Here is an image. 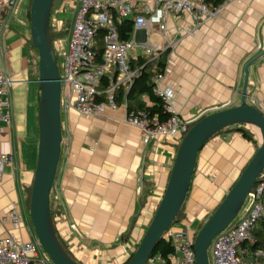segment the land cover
<instances>
[{
    "label": "crops",
    "instance_id": "crops-1",
    "mask_svg": "<svg viewBox=\"0 0 264 264\" xmlns=\"http://www.w3.org/2000/svg\"><path fill=\"white\" fill-rule=\"evenodd\" d=\"M130 2L135 14L155 6L154 0ZM66 3L61 0L58 8L64 9ZM166 24V34L154 27L148 32L134 30L131 37L157 43L163 51L170 49L157 86L173 90L176 111L194 121L239 105L244 68L264 50V0H227L220 14L202 23L187 12H171ZM17 41L12 51L1 41L13 84L12 122L0 133V152L12 153L16 159L1 172L0 238L13 233L28 242L36 238L29 192L38 154L39 86L28 65L34 53L29 40ZM139 48L143 50L138 46L133 51ZM143 55L150 56L129 57ZM249 73L248 100L264 113V55ZM142 100L149 103L145 95ZM125 117L124 106L90 117L62 107V153L51 190L52 216L68 253L81 264L126 262L164 194L179 147L174 139L145 142ZM255 152L254 144L233 129L213 136L198 154L178 226L203 225ZM13 211L23 218L19 228L10 219Z\"/></svg>",
    "mask_w": 264,
    "mask_h": 264
},
{
    "label": "built area",
    "instance_id": "built-area-1",
    "mask_svg": "<svg viewBox=\"0 0 264 264\" xmlns=\"http://www.w3.org/2000/svg\"><path fill=\"white\" fill-rule=\"evenodd\" d=\"M18 0H0V34L9 29L17 11ZM153 8L145 6L144 13L135 14L130 0H80L76 19L67 50L57 55L62 82V107L74 109L84 117L99 116L108 110L120 106L126 109L124 121L136 127L145 142L174 139L179 145L192 124L199 119L189 121L183 118L174 107V94L171 88H155L166 104L169 117L161 122L150 117L144 110H130L126 94L118 99L121 90H129L138 77V70L131 67L128 51L141 46L151 58L163 51L157 43L145 39L121 40L116 21L134 20V30H146L157 27L164 34L168 32L166 16L168 13L187 12L198 23L216 17L223 5L212 7L203 0H154ZM51 25L57 32L61 23L51 17ZM100 29H106L104 47L101 56H97L96 35ZM60 47L59 45L55 48ZM6 50L0 40V133L11 125V96L13 84L11 75L5 67ZM61 70V71H60ZM106 84H102L103 79ZM159 79V78H158ZM156 80V83L158 82ZM12 153L0 152V178L5 165L15 162ZM264 218V173L248 194L237 218L221 233L216 235L209 247L210 264H261L258 261L247 262V245L256 241L254 230L260 219ZM14 228L23 221L18 211L10 217ZM163 238L172 243L174 253L170 255L171 264H197L194 249L195 234L188 228H169ZM257 255H264L258 251ZM158 256L150 257L147 264H159ZM0 264H53L43 250L38 238L23 242L13 233L0 238Z\"/></svg>",
    "mask_w": 264,
    "mask_h": 264
},
{
    "label": "water",
    "instance_id": "water-1",
    "mask_svg": "<svg viewBox=\"0 0 264 264\" xmlns=\"http://www.w3.org/2000/svg\"><path fill=\"white\" fill-rule=\"evenodd\" d=\"M55 0H32L30 40L38 52V154L29 200L30 219L36 238L53 264H81L61 243L50 206L62 153V82L51 38V11ZM248 62L241 103L210 113L195 122L180 143L169 180L158 207L127 264H147L155 246L176 222L188 195L199 152L217 133L235 125L260 130V146L223 200L195 235L197 264H210L209 247L216 235L238 216L259 177L264 173V113L248 102L249 68L262 56Z\"/></svg>",
    "mask_w": 264,
    "mask_h": 264
},
{
    "label": "trees",
    "instance_id": "trees-1",
    "mask_svg": "<svg viewBox=\"0 0 264 264\" xmlns=\"http://www.w3.org/2000/svg\"><path fill=\"white\" fill-rule=\"evenodd\" d=\"M56 1H59V0H55L54 4L56 3ZM203 1L204 3L212 7H218L220 5H223L227 0H203ZM52 11H53V7H52ZM28 15L30 17V12H28ZM115 24H116V27L119 33V38L121 40H129L131 38L132 32L134 31L133 18L123 19L120 22L116 21ZM50 29H51V38H52V41H54L55 36H59L61 33L60 32L61 30L59 32L52 30V25L50 26ZM106 33H107L106 29H100L96 35V41L98 44V48H97L98 57L101 56V53L103 51L104 37ZM28 43H29V46L31 47V50L34 51L32 55L37 54L38 56V52L33 47L30 39ZM169 51L170 49L167 48L166 50L162 51L159 54V56L155 58H151L150 56L143 55V56L137 57L136 59H132L130 62V65L132 68L138 70L139 72L138 77L135 79L133 85L131 86L129 90H127V92H125V90H121L118 93V99H120L121 95L123 96L124 93L126 94V98L129 101L128 107L130 110H144L148 116L157 117L161 122L167 120V118L169 117V112L166 109L165 101L158 94H156L155 88L157 86L156 80L164 73ZM31 57H30L29 64H28L29 69H30V72H33L35 70L36 74L33 77L38 83V76H39L38 64H35L33 67L32 62H31ZM57 61L59 62L58 59ZM102 84H106L105 78L103 79ZM247 93H248V90H247ZM143 95H145L148 98L149 100L148 104L142 100ZM250 128H251L250 125H235L227 129H233L235 131H238L242 135V137H244L246 140L253 143L257 150L260 146V142L258 138L256 137L255 133ZM29 195H30V192H29ZM50 206H51V213L53 215V205H52L51 194H50ZM183 214H184V204L181 208L180 214L178 215L176 219V222L181 221V219L183 218ZM201 227L202 225L199 227L198 231L200 230ZM254 236L256 238V241L253 244L247 245V252L245 254V259L247 262H250V263L258 261L261 264H264V255L256 254V252L258 251L264 252V218L258 221L257 226L254 230ZM59 239L61 243L64 245V247L66 248L65 244L63 243L60 237ZM133 253L131 254V256L133 255ZM172 253H174V246L172 245L171 242L162 238L161 240L157 242L151 257L158 256L160 258L159 264H171L170 255ZM130 257L123 264H127Z\"/></svg>",
    "mask_w": 264,
    "mask_h": 264
},
{
    "label": "rangeland",
    "instance_id": "rangeland-1",
    "mask_svg": "<svg viewBox=\"0 0 264 264\" xmlns=\"http://www.w3.org/2000/svg\"><path fill=\"white\" fill-rule=\"evenodd\" d=\"M66 1H67V3H66V7L64 9L58 8L59 4L61 3V0L56 1V3L53 6V11L51 12V17L56 18L57 21L61 22V24H62V28L60 29L61 30L60 35L55 36V40L52 41L56 56L61 55L62 53H64V51L67 50L68 43H69V40L71 38L75 19H76L77 9H78L79 0H66ZM31 3H32V0H18L17 4H16L17 11L15 13V16L12 19V22L10 24L9 29L4 30L0 34L1 41L6 45L8 51L14 50V48L16 46V45L13 46L14 43H16L15 41L18 40L17 42H22L24 39L25 40L30 39V17L28 15V12L30 11ZM52 30H54L53 27H52ZM133 37L134 36L131 37V40H134ZM17 38H19V39H17ZM15 39H17V40H15ZM59 42H60V47L56 49L55 46L56 45L58 46ZM128 54L130 56H133L134 54L136 55V54H146V53H145L144 49L142 50L139 48L136 51L129 50ZM31 62H32L33 67L35 64H38L37 54L32 55ZM33 72L35 73V70ZM29 96H30V99H32V97H33L32 93H29ZM35 101H36V99L34 98V100H33L34 105H35ZM34 111H35V117L37 120V106L36 105H35ZM29 115H30V112H29ZM36 126H37V122H36ZM250 129L255 133L256 137L258 138V140L260 142L259 131L256 130L255 128H253L252 126ZM181 142H182V140H181ZM207 220H208V218L203 221V224ZM178 224H179V222H176L170 228L173 230H175L176 228H183V227H179ZM198 227H199L198 224H195L192 226L190 225V226H188V230L191 232L197 230V232H198ZM209 258L211 260L210 253H209Z\"/></svg>",
    "mask_w": 264,
    "mask_h": 264
},
{
    "label": "bare ground",
    "instance_id": "bare-ground-1",
    "mask_svg": "<svg viewBox=\"0 0 264 264\" xmlns=\"http://www.w3.org/2000/svg\"><path fill=\"white\" fill-rule=\"evenodd\" d=\"M258 131H259V133H260V130L259 129H257Z\"/></svg>",
    "mask_w": 264,
    "mask_h": 264
}]
</instances>
